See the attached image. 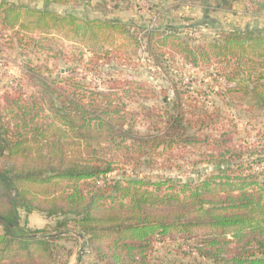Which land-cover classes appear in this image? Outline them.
Returning a JSON list of instances; mask_svg holds the SVG:
<instances>
[{"label":"trees","instance_id":"16d2710c","mask_svg":"<svg viewBox=\"0 0 264 264\" xmlns=\"http://www.w3.org/2000/svg\"><path fill=\"white\" fill-rule=\"evenodd\" d=\"M68 26L77 33L107 27L131 34L112 22L0 1L3 32ZM157 31L145 34L149 52L157 44L174 48L191 67L216 65L226 88L208 85L195 97L178 91L173 102L161 100L163 113L142 106L143 116L124 97L139 104L146 86L121 78L103 90L69 79V91L44 79L42 101L25 99L21 90L1 97L0 264H54L58 241L82 236L101 264H150L154 245L166 241L187 246L198 264H264V150L255 157L237 150L238 124L230 114L247 105L250 131L264 147V30H217L200 43ZM238 98L246 104L237 105ZM259 117L260 129L253 126ZM174 145L205 147L214 171L187 181L110 180L120 164L140 167ZM20 209L55 218L54 231L22 225Z\"/></svg>","mask_w":264,"mask_h":264},{"label":"rangeland","instance_id":"374dc122","mask_svg":"<svg viewBox=\"0 0 264 264\" xmlns=\"http://www.w3.org/2000/svg\"><path fill=\"white\" fill-rule=\"evenodd\" d=\"M4 1L31 8H38L43 2L39 10L59 16H74L82 21L112 22L129 29L131 34L124 35L121 29L107 27L94 28L93 32L84 27L77 33L68 26L50 31L19 28L18 35H14V32H3L0 27V99L5 93L13 95L21 90L25 99L42 101V82L45 80L49 83L55 81L58 87L69 91V79L85 86L92 84L103 90L111 87L110 81L121 78L128 83L146 86L141 91L139 104L134 98L124 97L128 109L138 112L140 116L144 115L145 108L155 109V114L163 113L161 100L173 102L177 99L178 91L185 93L190 90V96L195 97L197 89L206 90L208 85L215 92L227 86L225 76L216 71V65L191 67L186 65L174 48L157 44H154L153 54L149 52L145 38L147 32L159 29L156 32L158 34H172L182 39L189 37L200 43L202 38L215 37L217 30H264V0H237L232 5L224 3V0H61L60 4H46L45 0ZM96 58L100 59L97 63L91 61ZM130 87L136 88L137 85ZM207 96L208 100L214 101L210 94ZM234 101L237 105L246 104L243 98ZM142 106L144 109L141 111ZM240 107L237 115L234 111L230 113L238 124L239 134L235 135V146L239 152L255 157L264 147L258 145L256 131H250L251 125L247 121L251 114L245 112L248 106ZM261 121V117L256 118L253 126L260 129L263 126L260 125ZM138 127L144 129L141 122ZM248 144L255 150L248 151ZM207 153V149L199 145H174L156 160H143L140 167L120 164V168L110 175V180L123 179L126 175L152 180H198L214 171V167L206 162ZM258 165L261 167V164ZM20 216L22 225L27 222L28 228L33 231H54L55 218H48L37 211L26 213L22 209ZM69 227L73 228L72 225ZM82 239L69 237L58 241L54 264H101L94 251L86 245L83 236ZM180 249V242L157 243L150 264H198V259L184 252H188L187 246Z\"/></svg>","mask_w":264,"mask_h":264},{"label":"water","instance_id":"95a60500","mask_svg":"<svg viewBox=\"0 0 264 264\" xmlns=\"http://www.w3.org/2000/svg\"><path fill=\"white\" fill-rule=\"evenodd\" d=\"M43 6V2H40V4L38 5V9L42 8Z\"/></svg>","mask_w":264,"mask_h":264}]
</instances>
